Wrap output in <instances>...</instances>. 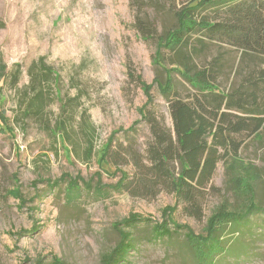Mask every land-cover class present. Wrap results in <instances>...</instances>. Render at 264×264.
Segmentation results:
<instances>
[{"label":"rangeland","instance_id":"1","mask_svg":"<svg viewBox=\"0 0 264 264\" xmlns=\"http://www.w3.org/2000/svg\"><path fill=\"white\" fill-rule=\"evenodd\" d=\"M191 2L0 0V65L7 74L0 86L2 110L9 120L8 126L0 123V264H35L40 259L51 264L54 257L65 264H102V255L120 240L116 223L134 213L162 223L163 210L176 202L171 193L134 196L115 187L122 172L131 174L132 185L138 184L137 168L124 161L130 152L144 161L152 140L141 121L140 109L147 99L136 77L152 86L156 112L168 127H172L168 102L159 87L166 71L174 69L171 77L183 97L194 92L179 65L171 64L180 62V52L161 49V59L155 61L158 39L176 27L177 11ZM139 14L156 28L154 40L139 34L135 26ZM196 46L194 62L199 69L217 61L220 90L235 84L238 73L243 76L247 69L258 68L253 59H247L244 68L241 52L227 45ZM41 59L58 75L50 87L40 79L33 86ZM16 65L21 76L14 86L10 77ZM38 90L44 100L40 114L31 107ZM111 137L110 162L102 161ZM90 138L91 158L86 156ZM234 138L242 143L241 159L260 175L255 199L264 208V139ZM115 152L121 155L120 165ZM72 181L78 190L70 196ZM244 201L233 191L220 162L202 192L201 216L193 217L179 205L171 218L175 225L202 235L217 208L225 204L237 210ZM131 232L136 246L127 264H195L184 232L158 241L148 227ZM226 241L232 254L217 257V264H264V215L253 216L249 227H241Z\"/></svg>","mask_w":264,"mask_h":264},{"label":"trees","instance_id":"2","mask_svg":"<svg viewBox=\"0 0 264 264\" xmlns=\"http://www.w3.org/2000/svg\"><path fill=\"white\" fill-rule=\"evenodd\" d=\"M176 20V27L158 39L155 61H160L161 49L180 52V62L171 64L179 65L183 78L194 92L188 98L183 97L175 89L171 77L174 69L166 71V79L160 82L159 87L168 102L172 122V127H168L156 112L152 86L136 77L147 99L140 109L141 121L148 126L152 140L145 150L144 161L140 154L131 152L124 161L126 166L137 168L138 184L132 185L131 174L122 172V178L115 187L118 191L127 190L134 196L146 197L168 191L176 202L163 210L162 223L136 213L116 223L120 240L113 250L102 255V264L129 263V255L136 246L131 231L141 226L150 228L156 241L171 239L182 231L194 253L195 264H217V257L232 254L233 250L227 247V236L239 234L241 227H249L253 216L264 215V208L258 206L255 199V183L260 175L253 165L241 159L242 143L234 138L245 136L258 142L264 139V0H192L177 11ZM135 26L145 40L156 37V28L140 14L136 16ZM206 42L235 48L241 52L244 68L247 59L257 60L258 68L247 69L243 76L238 73L240 79L235 84L227 91L220 90L217 81L221 69L217 61L204 69H199L194 62V56L198 54L196 44L203 46ZM40 67L39 76H33V86L40 79L41 84L50 87L53 77L56 84L58 75L44 63V59H41ZM5 70V65L1 64L0 81L7 75ZM14 72L10 79L16 86L21 76L19 65ZM38 91L33 96L31 107L40 114L44 100L42 90ZM55 91L59 95L57 87ZM2 106L0 86V123L8 126L9 120ZM30 111H26V116ZM61 127L63 129L64 125ZM113 143L114 138L111 137L104 148L102 161L110 160ZM86 144V156L91 158L94 155L93 139H87ZM113 156L116 164L120 165V153L115 152ZM220 162L225 164L233 191L245 198L243 207L231 210L225 204L221 205L209 218L202 235L194 234L186 225H175L171 216L179 205H183L191 216H201L202 192L211 183ZM75 190L78 186L72 181L69 195ZM35 264H44V261L40 259ZM51 264L65 263L54 257Z\"/></svg>","mask_w":264,"mask_h":264}]
</instances>
